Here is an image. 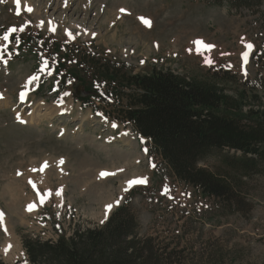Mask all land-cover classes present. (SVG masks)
<instances>
[{
	"label": "rangeland",
	"instance_id": "1",
	"mask_svg": "<svg viewBox=\"0 0 264 264\" xmlns=\"http://www.w3.org/2000/svg\"><path fill=\"white\" fill-rule=\"evenodd\" d=\"M13 27L17 31L10 33L0 60V101L7 100L0 103L1 262L29 264L22 235L54 240V222L67 235L77 226L97 228L105 220L106 205L113 204L114 210L130 195L138 236L152 237L160 250H171L174 264H264V170L241 176L220 158L200 162L239 183L244 208L218 207L213 197L178 181L148 153L145 140L129 123L113 117L114 100H75L74 84L60 91L54 75H48L53 62L44 67L47 58L39 46L20 51L12 42L14 34L37 31L71 50L72 60L85 52L125 62L132 73L156 68L203 78L227 70V80L221 82L228 92L244 89L250 96L247 105L264 111V0L257 10H234L206 0H21L19 14L13 0H0V37ZM197 39L216 47L198 52ZM246 50L247 64L242 57ZM207 59L213 63H205ZM47 107L61 113L40 117ZM128 135L132 148L121 143ZM122 152L131 155L120 158ZM134 154H139L133 164L137 179L146 182L122 186L114 171H129L123 162Z\"/></svg>",
	"mask_w": 264,
	"mask_h": 264
},
{
	"label": "trees",
	"instance_id": "2",
	"mask_svg": "<svg viewBox=\"0 0 264 264\" xmlns=\"http://www.w3.org/2000/svg\"><path fill=\"white\" fill-rule=\"evenodd\" d=\"M206 1L234 10H257L263 2ZM34 38L44 41L49 57H57L56 77L61 88L71 81L91 91V96L76 97L83 104L90 97L101 104L113 99L117 106L112 110L113 117L130 123L147 140L149 154L158 157L178 181L213 197L218 207L232 211L244 208L239 183H230L199 166L217 157L227 169L241 176L264 170V111L247 105L250 96L244 89L228 92L221 82L227 80V70L208 72L210 76L203 78L156 68L148 73H132L129 64L85 52L72 60L71 50H63L54 38L38 33L24 35L20 49L31 46ZM129 198L130 195L97 228L77 226L67 235L54 222L55 240L22 235L28 263L174 264L170 261L174 256L171 250H160L152 237L138 236V221Z\"/></svg>",
	"mask_w": 264,
	"mask_h": 264
},
{
	"label": "snow or ice",
	"instance_id": "3",
	"mask_svg": "<svg viewBox=\"0 0 264 264\" xmlns=\"http://www.w3.org/2000/svg\"><path fill=\"white\" fill-rule=\"evenodd\" d=\"M14 4L16 5V8H17V13L19 14V9H20V4H21V0H13ZM27 11L31 12L32 11V8L31 7H28L27 8ZM121 11H124V9H121ZM143 20V22L146 24V25H151V22L146 19V18H141ZM41 23L43 24V21H41ZM17 31V29L15 27L9 29L8 31H5L4 34L2 35V37H0V39H2L5 43L3 44H0V60H3V52H7L8 51V44L11 42L10 41V33H15ZM20 31H23V29H20ZM95 35V34H93ZM17 43H19V40L17 39L16 41ZM193 43L196 45V50L199 52L201 49H206V50H210V49H213L215 48L216 46L215 45H212V44H208L206 42H204L203 40H200V39H197L195 41H193ZM247 48L248 49H252L253 48V45L251 43H248L247 44ZM221 55H226L225 53H221ZM249 51H244L242 53V57H243V61L245 64L248 63V60H249ZM6 62V61H5ZM52 62H53V65L55 64V58L53 57L52 58ZM43 65L45 68H49V60L48 59H45L42 61ZM205 63L207 64H212L213 63V60L212 59H207L205 61ZM56 74L54 72V67L51 68L48 72V75H54ZM247 74V73H245ZM37 79L36 76H32L31 77V80H35ZM67 83H71V81H68ZM25 87H27V85H25ZM65 96L69 95V93L65 92L64 93ZM20 99H24V93H21L20 94ZM19 118V117H18ZM113 127H117L115 124H113ZM60 163H63V161L61 160ZM47 165V162H45V166ZM42 170V169H41ZM35 171V169H34ZM101 175H105V173H101ZM145 180L143 178H140V179H132V180H129L128 183L129 185H143L145 184ZM127 191V189H125ZM42 198V197H41ZM121 201L117 200L116 201V204L118 205ZM32 209V205H29V210ZM113 209V204L109 203L106 205L105 207V220H107L108 216H109V212L110 210ZM0 218H2V214H0ZM105 220H101V223H104Z\"/></svg>",
	"mask_w": 264,
	"mask_h": 264
},
{
	"label": "bare ground",
	"instance_id": "4",
	"mask_svg": "<svg viewBox=\"0 0 264 264\" xmlns=\"http://www.w3.org/2000/svg\"><path fill=\"white\" fill-rule=\"evenodd\" d=\"M123 17V16H122ZM53 22H55L54 20H53ZM47 23L50 25V24H52V21L50 20V21H48L47 20ZM56 26H57V24H55ZM55 26V27H56ZM7 102V100H3V101H0V103H3V104H5ZM36 113V112H35ZM59 113H61V110H59V109H56V108H45V110L43 111V113H41L39 116L40 117H45V118H51V117H54V116H56L57 114H59ZM35 117V116H34ZM29 121H33V119L31 118V119H29ZM28 121V122H29ZM132 139L129 137V135L127 136V137H125V138H123V140H121V143L122 144H124V145H128V146H130L131 148H132V146H133V142L131 141ZM134 147V146H133ZM129 151L130 152H137V150H131V149H129ZM130 152H127L126 154H124L123 152H122V154L120 155L121 157L120 158H123V157H125V155H131V153ZM139 154H140V152H139ZM139 154H134L133 156H131L130 158H127L126 160H125V158H124V162H123V164L125 165V167L129 170V171H127V172H122V171H114V176L115 175H117V176H120L121 178H122V181H121V185L122 186H126V185H129V183H128V181L129 180H132V179H137V176H136V170H135V168H134V163H136L137 161H138V156H139ZM141 158V157H140ZM52 163V162H51ZM121 164V163H120ZM65 166V165H64ZM100 172V171H99ZM104 172V171H103ZM106 175V174H105ZM100 178V177H99ZM119 178V177H118ZM97 181V180H96ZM95 182V181H94ZM103 182V181H102ZM127 187V186H126ZM109 204V203H108ZM8 241V240H7ZM13 242V241H12ZM7 243V242H6ZM5 243V244H6ZM8 245V246H7ZM7 245H4L3 246V250L5 249V247L7 246L8 248H9V244H7ZM6 250H8L7 248H6ZM5 250V251H6ZM9 252V251H8Z\"/></svg>",
	"mask_w": 264,
	"mask_h": 264
},
{
	"label": "water",
	"instance_id": "5",
	"mask_svg": "<svg viewBox=\"0 0 264 264\" xmlns=\"http://www.w3.org/2000/svg\"><path fill=\"white\" fill-rule=\"evenodd\" d=\"M76 94L79 96H85V94H90V92H85L84 94H81V93H79V91H77Z\"/></svg>",
	"mask_w": 264,
	"mask_h": 264
}]
</instances>
